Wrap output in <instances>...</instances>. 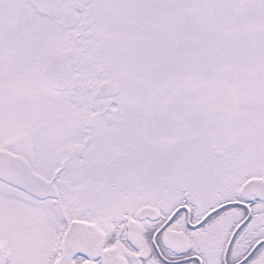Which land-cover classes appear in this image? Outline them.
<instances>
[{"label": "snow or ice", "instance_id": "snow-or-ice-1", "mask_svg": "<svg viewBox=\"0 0 264 264\" xmlns=\"http://www.w3.org/2000/svg\"><path fill=\"white\" fill-rule=\"evenodd\" d=\"M0 264H264V0H0Z\"/></svg>", "mask_w": 264, "mask_h": 264}]
</instances>
